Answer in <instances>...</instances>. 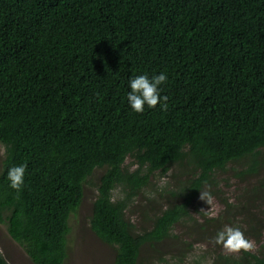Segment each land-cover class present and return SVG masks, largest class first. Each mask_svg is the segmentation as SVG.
<instances>
[{"label":"trees","instance_id":"16d2710c","mask_svg":"<svg viewBox=\"0 0 264 264\" xmlns=\"http://www.w3.org/2000/svg\"><path fill=\"white\" fill-rule=\"evenodd\" d=\"M162 71L166 110L133 112L129 78ZM0 144V224L34 264H66L69 220L97 168L90 227L112 264H167L165 242L183 264L194 236L211 244L194 264H264V0H0ZM19 164L17 193L6 173ZM228 166L238 194L200 224L191 209ZM170 171L157 192L167 205L153 213L144 196L139 222L151 226L139 229L127 210ZM222 220L262 250L216 245ZM182 223L195 230L174 234Z\"/></svg>","mask_w":264,"mask_h":264},{"label":"rangeland","instance_id":"374dc122","mask_svg":"<svg viewBox=\"0 0 264 264\" xmlns=\"http://www.w3.org/2000/svg\"><path fill=\"white\" fill-rule=\"evenodd\" d=\"M5 148L3 145L0 144V168H1V160L4 158ZM133 159L129 158L127 160V164ZM236 168H239L237 165ZM137 168V164H132L130 170L133 171ZM105 172V168H97L94 170L93 174L89 177L88 183L84 185V197L83 201L75 213H72L69 224L71 227V232L69 234V257L66 261V264H112L114 250L111 246L102 242L95 233L91 230L90 227V217L92 216V209H93V202L97 197L98 189L97 184ZM163 174L157 172L153 177H151V187H154L157 191H152L151 188H147L145 193L141 194L138 197V201L136 200L133 204L132 208L127 210L128 218L137 224L139 229L145 227L148 229L151 224L147 222H139L140 220H144L145 210L148 208H144L146 201L144 200V196H155L156 203L154 204L153 213H159L161 209H163L167 204L166 199H162L160 194H158V190L165 187L169 183H174L171 179V173ZM216 185L213 186L214 193L213 201L211 205H208L206 201L197 199L195 201V205L198 206V212L195 211V208L192 207L191 215L194 220L198 221L200 224L204 221V218H211V217H219L221 213L224 211V204L221 198H230L229 201H234L236 193V186L240 182V179L236 177L235 171L232 169L231 166H228L225 171H219L216 173ZM206 191H210L206 188ZM219 191V192H218ZM212 192V190L210 191ZM114 199H121L124 196V192L122 191L121 187H117L114 192ZM141 208V210L139 209ZM139 209V210H138ZM251 209L250 207H246L244 214L248 213ZM235 210L241 212L242 207L236 208ZM183 224H177L173 230L174 234H181L184 231H194L193 225L188 224V227H184ZM228 224L225 220H222L220 227H224V225ZM200 236V235H198ZM194 238L200 242H197L194 245V249L192 254L186 259L185 263L183 264H194L193 258H198L200 254H202L211 244L206 242V240H202L199 237L194 236ZM194 238H186L187 240H194ZM195 240V241H196ZM203 241V242H202ZM193 242L194 241H190ZM169 242H165L160 249L163 250L165 253L164 257L168 259L167 264H178L176 260H171V256L173 251L170 250ZM261 245L255 244L254 251L259 253L262 249ZM225 250V249H223ZM226 251V250H225ZM0 252L4 255V257L9 261L10 264H34L29 257L25 254L23 249L17 245L9 236L6 228L4 225L0 224ZM152 253L148 255V253L144 252V257L151 256ZM156 257L150 261H154L158 253L155 254ZM193 255V256H192ZM195 258V259H196ZM208 259L205 260L207 263ZM152 263V262H151ZM157 264V260L153 263ZM160 264H164V261H161Z\"/></svg>","mask_w":264,"mask_h":264},{"label":"clouds","instance_id":"9594fccd","mask_svg":"<svg viewBox=\"0 0 264 264\" xmlns=\"http://www.w3.org/2000/svg\"><path fill=\"white\" fill-rule=\"evenodd\" d=\"M167 80L166 71L159 74L153 73L151 76L145 73L130 77L127 82L130 91L127 92L126 96L128 106L135 113H142L145 106L151 109L158 104L161 109L166 110L167 97L161 95V85L166 84ZM26 170L27 164L14 165L7 170L6 179L9 186L17 193L22 191ZM200 199L211 205L213 201L212 193L210 191H200ZM214 243L222 246L229 253H237L241 250L248 252L255 247L254 242L245 237L244 231L239 226L228 224L217 231Z\"/></svg>","mask_w":264,"mask_h":264}]
</instances>
